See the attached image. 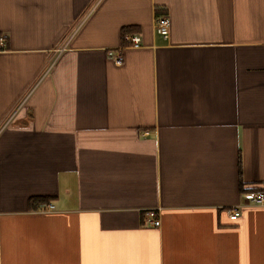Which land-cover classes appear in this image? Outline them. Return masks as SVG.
Here are the masks:
<instances>
[{"label": "crops", "instance_id": "0c3cea01", "mask_svg": "<svg viewBox=\"0 0 264 264\" xmlns=\"http://www.w3.org/2000/svg\"><path fill=\"white\" fill-rule=\"evenodd\" d=\"M263 189L264 0H0V264H264Z\"/></svg>", "mask_w": 264, "mask_h": 264}, {"label": "built area", "instance_id": "2783aa9c", "mask_svg": "<svg viewBox=\"0 0 264 264\" xmlns=\"http://www.w3.org/2000/svg\"><path fill=\"white\" fill-rule=\"evenodd\" d=\"M155 30L158 34L167 39L170 35V19L166 15L158 16L155 20ZM127 41L131 46L139 48L141 44V39L138 36H129L127 37ZM110 56L114 59V61L119 64L121 63L120 54L111 53ZM246 204L255 207H264V189L258 190L255 192H251L246 196ZM53 209L52 206L45 208L43 211H49ZM229 215V219L231 221H237L240 216V212L237 208H232L227 210ZM146 223L151 227L159 228L161 226V220L158 215V212L151 211L146 214Z\"/></svg>", "mask_w": 264, "mask_h": 264}, {"label": "trees", "instance_id": "16d2710c", "mask_svg": "<svg viewBox=\"0 0 264 264\" xmlns=\"http://www.w3.org/2000/svg\"><path fill=\"white\" fill-rule=\"evenodd\" d=\"M46 199H42V198H40V199H32V205L33 204H35V205H37L38 203H41V202H44Z\"/></svg>", "mask_w": 264, "mask_h": 264}]
</instances>
